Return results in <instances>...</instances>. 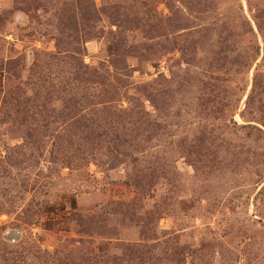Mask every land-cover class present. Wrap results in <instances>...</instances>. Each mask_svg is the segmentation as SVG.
Returning <instances> with one entry per match:
<instances>
[{
    "label": "rangeland",
    "instance_id": "374dc122",
    "mask_svg": "<svg viewBox=\"0 0 264 264\" xmlns=\"http://www.w3.org/2000/svg\"><path fill=\"white\" fill-rule=\"evenodd\" d=\"M0 264H264V0H0Z\"/></svg>",
    "mask_w": 264,
    "mask_h": 264
},
{
    "label": "trees",
    "instance_id": "16d2710c",
    "mask_svg": "<svg viewBox=\"0 0 264 264\" xmlns=\"http://www.w3.org/2000/svg\"><path fill=\"white\" fill-rule=\"evenodd\" d=\"M179 52H180V54L182 55V48L181 47H179ZM192 52L195 54V46H192ZM220 58H223V59H225L226 60V56L224 55V56H219L218 57V59H220ZM212 65V64H211ZM239 71V70H238ZM215 78H217V77H215Z\"/></svg>",
    "mask_w": 264,
    "mask_h": 264
}]
</instances>
